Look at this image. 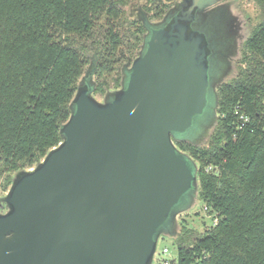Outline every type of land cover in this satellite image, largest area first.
<instances>
[{
    "label": "water",
    "instance_id": "water-1",
    "mask_svg": "<svg viewBox=\"0 0 264 264\" xmlns=\"http://www.w3.org/2000/svg\"><path fill=\"white\" fill-rule=\"evenodd\" d=\"M208 1L175 2L158 22L134 15L142 48L103 101L93 60L62 141L0 198V264H156L200 194L198 165L177 142L209 104L214 50L196 27Z\"/></svg>",
    "mask_w": 264,
    "mask_h": 264
},
{
    "label": "trees",
    "instance_id": "trees-1",
    "mask_svg": "<svg viewBox=\"0 0 264 264\" xmlns=\"http://www.w3.org/2000/svg\"><path fill=\"white\" fill-rule=\"evenodd\" d=\"M249 1L264 10V0ZM132 3L154 21L175 1L0 0V175H7L6 190L13 174L62 141L88 62L96 61V96L121 88L122 70L138 56L146 34L143 22L126 14ZM241 55L237 76L218 86V117L206 144L177 142L197 163L199 198L218 222L200 235L181 227L174 264H264V21ZM240 115L249 118L243 128Z\"/></svg>",
    "mask_w": 264,
    "mask_h": 264
},
{
    "label": "rangeland",
    "instance_id": "rangeland-1",
    "mask_svg": "<svg viewBox=\"0 0 264 264\" xmlns=\"http://www.w3.org/2000/svg\"><path fill=\"white\" fill-rule=\"evenodd\" d=\"M174 1L178 2L180 0ZM138 6L139 3H132L127 7V16L135 15L141 19L143 18V20L146 19V15ZM203 11L199 14L200 22L196 27L208 35L212 43L211 47L214 50L209 104L205 115L197 119L194 128L181 137L182 142L196 145L206 144L215 130L218 117L217 88L237 76L244 44L251 37L256 27L264 21L262 7L249 0H209ZM158 21L160 20H154V22ZM89 67L88 62L84 74ZM96 97L100 101L104 100L102 95ZM6 177V174L0 175V198L4 197L9 190L5 189ZM13 177L14 174L12 179ZM205 207L199 197L192 196L184 207L185 213L178 217V227L191 230L195 235L208 231L213 227L217 216L212 210H205ZM176 238L177 234L175 232L171 235H165L160 240L155 257L156 263L162 259L177 260ZM165 248L169 249V254L163 256L162 252Z\"/></svg>",
    "mask_w": 264,
    "mask_h": 264
},
{
    "label": "built area",
    "instance_id": "built-area-1",
    "mask_svg": "<svg viewBox=\"0 0 264 264\" xmlns=\"http://www.w3.org/2000/svg\"><path fill=\"white\" fill-rule=\"evenodd\" d=\"M240 108L238 107L237 108V112H236V114L238 115V114H240V110H239ZM240 120L242 121V125H241V128H243V127H245L246 126V124L249 122V118L247 117V116H245V115H240ZM208 170H211V168H209ZM205 210H208V208L207 207H205ZM217 220L215 219V223H214V225H216L217 224ZM169 254V249H167V248H165V249H163V252H162V255L163 256H166V255H168ZM161 264H174L175 263V261H173V260H168V259H162L161 261H159Z\"/></svg>",
    "mask_w": 264,
    "mask_h": 264
}]
</instances>
